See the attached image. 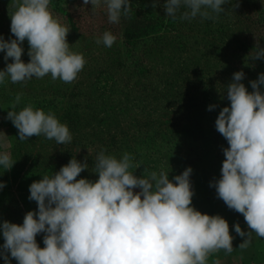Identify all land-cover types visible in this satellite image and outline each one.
<instances>
[{"label":"rangeland","instance_id":"1","mask_svg":"<svg viewBox=\"0 0 264 264\" xmlns=\"http://www.w3.org/2000/svg\"><path fill=\"white\" fill-rule=\"evenodd\" d=\"M153 2L130 0L131 17L109 23L103 0L95 11L83 0H50L53 15L70 29V50L82 53L86 63L72 83L53 81L48 74L0 85V151H8L15 161L10 170L0 167V182L5 183L0 189V224L22 225L28 211H38L37 203L29 200L30 185L58 172L72 158L89 164L77 180H98L93 169L104 149L118 159L124 152L132 154L141 164L133 169L137 177L145 167L163 168L171 180L191 167L192 206L201 213L222 216L229 225L240 220L241 227H248L243 215L230 210L210 184L221 177L223 149L229 147L215 127L219 112L230 107L227 85L234 73L243 71L241 83L252 92L250 82L264 73V59L250 58L257 41L264 48V0H228L215 20L199 16L182 20L180 13L173 20L165 15V0H159L155 8ZM11 4L12 0H0V36L6 41L15 39L10 31ZM106 31L116 36L110 48L96 43ZM21 46V59L27 63V40ZM4 55L0 52V70L12 62L11 58L5 61ZM185 71L200 72L205 79L195 106L181 100L179 92L188 89L181 80ZM260 90L264 93V85ZM18 93L22 99L17 112L31 103L45 113H55L69 127L72 141L60 145L43 135L21 141L18 129L6 119ZM210 105L216 107L209 111ZM44 235L36 236L41 248ZM3 244L0 231V250ZM241 250L243 261L251 258L255 264H264V238L257 236ZM8 256L11 264H17ZM0 264H5L2 256Z\"/></svg>","mask_w":264,"mask_h":264},{"label":"clouds","instance_id":"2","mask_svg":"<svg viewBox=\"0 0 264 264\" xmlns=\"http://www.w3.org/2000/svg\"><path fill=\"white\" fill-rule=\"evenodd\" d=\"M159 0H154L155 8ZM95 11L101 0H83ZM109 23H119L121 16L131 17L130 0H103ZM228 0H165V15L173 20L218 18ZM50 0H12L10 31L15 39L0 36V52L4 60L12 59L0 70V85L9 81L23 83L33 77L50 74L72 83L84 68L82 53L70 50L67 36L70 29L61 24L49 8ZM239 5L236 4L235 7ZM183 9V11H182ZM213 13L216 15L213 16ZM29 44L30 61L21 57L23 42ZM116 36L104 32L97 44L111 47ZM251 60L264 59L259 41ZM244 72L233 74L227 85L230 107H223L215 121L216 130L229 147L223 149L221 177L213 181L218 198L230 210L243 215L248 232L234 225L243 237L239 248H247L254 232L264 238V73L251 81L252 92L241 83ZM22 94L11 103L6 119L18 129L19 139L43 135L57 144L73 139L69 127L55 113L27 104L18 112ZM216 105H210L209 111ZM6 147V144L4 145ZM104 149L96 156L92 182L77 177L88 169V163L72 158L52 175H43L29 188V200L38 211H28L23 224L3 221L0 231L4 238L0 256L5 264L11 258L17 264H208L211 254L233 251V239L228 221L220 215L201 213L192 206L194 192L190 181L192 168L169 179L161 168H144L141 177L133 169L141 166L135 157L124 152L121 158L106 155ZM15 161L8 151H0V167L10 170ZM5 187L0 182V189ZM140 189L134 192V189ZM44 233L41 248L36 236ZM215 264H220L219 260Z\"/></svg>","mask_w":264,"mask_h":264},{"label":"crops","instance_id":"3","mask_svg":"<svg viewBox=\"0 0 264 264\" xmlns=\"http://www.w3.org/2000/svg\"><path fill=\"white\" fill-rule=\"evenodd\" d=\"M236 224V221L234 222ZM238 223L240 224V220H238ZM234 224V225H235ZM234 225H229V231L230 235L234 237L232 243H233V251L231 253H226L224 250H220L217 253H213L208 258V264H215L216 260H219L220 264H255L251 258L249 260L243 261V257H245V253L241 249H239V245L241 244L242 237L238 236L235 232ZM241 227V225H240ZM241 229L245 232L249 231V228L244 226L241 227ZM253 234V233H252ZM255 235L253 234L251 244L254 243Z\"/></svg>","mask_w":264,"mask_h":264},{"label":"trees","instance_id":"4","mask_svg":"<svg viewBox=\"0 0 264 264\" xmlns=\"http://www.w3.org/2000/svg\"><path fill=\"white\" fill-rule=\"evenodd\" d=\"M180 41L182 43L183 46H185V44L183 43V39L180 38ZM182 77V82L185 81V85H187L188 89L183 92H179L181 95V100L183 101H191L193 102L194 106L197 104V102L199 101V98L197 97V93H198V89L199 87H201L204 84V77H201V73L199 72V74H191L190 72H184L181 74Z\"/></svg>","mask_w":264,"mask_h":264}]
</instances>
